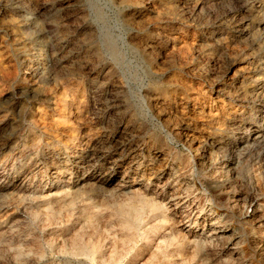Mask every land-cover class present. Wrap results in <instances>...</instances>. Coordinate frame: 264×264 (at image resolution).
Wrapping results in <instances>:
<instances>
[{"label": "rangeland", "instance_id": "rangeland-1", "mask_svg": "<svg viewBox=\"0 0 264 264\" xmlns=\"http://www.w3.org/2000/svg\"><path fill=\"white\" fill-rule=\"evenodd\" d=\"M0 264H264V0H0Z\"/></svg>", "mask_w": 264, "mask_h": 264}, {"label": "bare ground", "instance_id": "bare-ground-1", "mask_svg": "<svg viewBox=\"0 0 264 264\" xmlns=\"http://www.w3.org/2000/svg\"><path fill=\"white\" fill-rule=\"evenodd\" d=\"M172 198V197H171ZM175 198V197H174ZM170 199V198H169ZM171 200V199H170ZM236 202V201H235ZM152 203V202H151ZM164 209V208H163ZM158 211V210H157ZM138 212V211H137ZM159 212V211H158ZM140 218V217H139ZM188 219V218H187ZM126 220H127V218H126ZM134 222V221H133ZM127 224V223H126ZM128 224H129V222H128ZM160 224V223H159ZM133 226V225H132ZM94 256V255H93Z\"/></svg>", "mask_w": 264, "mask_h": 264}]
</instances>
